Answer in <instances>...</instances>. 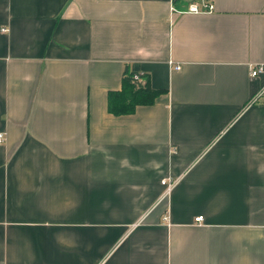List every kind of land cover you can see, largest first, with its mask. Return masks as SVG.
<instances>
[{"label":"crops","instance_id":"1","mask_svg":"<svg viewBox=\"0 0 264 264\" xmlns=\"http://www.w3.org/2000/svg\"><path fill=\"white\" fill-rule=\"evenodd\" d=\"M196 1L0 0V264H264V0Z\"/></svg>","mask_w":264,"mask_h":264},{"label":"trees","instance_id":"2","mask_svg":"<svg viewBox=\"0 0 264 264\" xmlns=\"http://www.w3.org/2000/svg\"><path fill=\"white\" fill-rule=\"evenodd\" d=\"M179 0H172L177 3ZM205 3L210 0H203ZM135 72L125 69L123 72L121 89L110 91L107 97V108L114 114L131 113L137 105L152 104L156 96L161 92L149 85L148 77L142 73L143 82L133 79Z\"/></svg>","mask_w":264,"mask_h":264},{"label":"built area","instance_id":"3","mask_svg":"<svg viewBox=\"0 0 264 264\" xmlns=\"http://www.w3.org/2000/svg\"><path fill=\"white\" fill-rule=\"evenodd\" d=\"M213 8V5L211 2H204L203 0L200 3L197 2H191L188 5L187 10L191 12H199V11H211ZM5 31V29H3ZM175 69H180V66H176ZM249 75L251 77H258V76H264V63H250L249 64ZM134 81L140 83L143 82V77L141 72H135L133 74ZM255 102H264V81L259 88V90L255 93V95L251 98L250 103ZM3 135L0 134V142L2 141ZM176 179L173 178H164L162 179L161 183L164 186V195L169 193L171 189L174 187L176 183ZM164 219H167L165 216ZM195 222H202L203 217L197 216L195 217Z\"/></svg>","mask_w":264,"mask_h":264},{"label":"rangeland","instance_id":"4","mask_svg":"<svg viewBox=\"0 0 264 264\" xmlns=\"http://www.w3.org/2000/svg\"><path fill=\"white\" fill-rule=\"evenodd\" d=\"M196 2L200 3V0H197Z\"/></svg>","mask_w":264,"mask_h":264}]
</instances>
